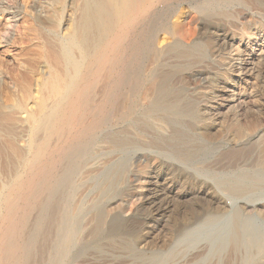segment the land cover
Listing matches in <instances>:
<instances>
[{"label": "bare ground", "instance_id": "bare-ground-1", "mask_svg": "<svg viewBox=\"0 0 264 264\" xmlns=\"http://www.w3.org/2000/svg\"><path fill=\"white\" fill-rule=\"evenodd\" d=\"M77 1L82 5L69 34L43 31V40L61 70L46 82L48 95L37 103L38 126L31 136L39 137V144L31 141L32 153L28 159L26 156L24 169L15 181L0 189V264H26L39 236L40 252L51 255L50 264H72L78 247L98 245L107 237L120 235L123 222L109 221L106 202L126 185V161L116 169H105L94 182L95 194L101 197L98 203H80L84 192L75 189V176L83 164L80 158L100 144L99 134L107 130L110 115L117 108L125 115L139 109L141 140L159 125H168L171 130L174 150L168 156L177 165L168 162L182 175L189 202L184 221L177 220L176 212L172 216L174 228L182 224L186 230L201 224L191 233L187 246L192 241L205 242L199 244V252L184 255L180 263L264 264V99L257 98L251 105L246 98L250 95L244 94L240 104L226 111L224 105L214 104L216 89L238 72L243 82L244 77L255 80L256 97L264 98V62L253 72L247 70L249 61L245 58L240 68L235 67L240 54L249 53L240 47L232 49L236 40L242 44L264 32V0ZM187 12L191 17L183 23ZM152 141L149 147L163 154L158 139ZM131 142L119 138L112 146L122 156L129 154L130 148L141 150L145 146ZM69 194L75 195L72 200H67ZM33 214L42 228L36 227L27 236ZM126 247L133 249L130 244Z\"/></svg>", "mask_w": 264, "mask_h": 264}, {"label": "rangeland", "instance_id": "rangeland-1", "mask_svg": "<svg viewBox=\"0 0 264 264\" xmlns=\"http://www.w3.org/2000/svg\"><path fill=\"white\" fill-rule=\"evenodd\" d=\"M81 5L82 4L79 3V1L77 0H0V151H1L0 152V189L3 187L9 186L13 182V180L15 181V179L17 178L16 176H18L24 169L22 167H24L26 156L28 159L32 153V150H30L31 141L32 142L35 141L34 143H36V145L39 144L40 141L38 140H40V138L34 137L36 139L35 140L31 136L33 134L32 131L33 130L35 131L36 127L38 126L37 118L39 116L38 111L40 109L37 103L40 104L39 101L42 100V97L45 96L44 95L45 93L46 95H48V89L46 88L47 87L46 82H49V80L52 79L50 78L52 77V75L53 77L58 75L61 70L60 66L57 65L58 63L55 61L52 51L50 52V48L47 42L45 43L46 40L45 41L43 40V31L44 33L46 31H52L55 34L59 33L58 35H61V36L65 34L66 35L69 34L76 20L78 19L76 17L79 16L80 10L78 9H80ZM189 15L190 13L188 12L184 15L183 23L188 22V19L191 17ZM232 45H233V48H232L233 50H235L237 47H240L242 51L249 53L247 56H243V57H242V54H240V59L236 60L237 62L236 61L234 62L235 67L240 68L242 66L241 64L242 59L245 58L249 61L248 62L249 64L247 65V70L253 72L257 70L259 64L264 62V52L261 51V48L264 47V32L262 34L257 35V37H252L251 40L243 42L242 44L240 43V40H236ZM250 52H252L251 55H250ZM235 54L236 52L234 53V55ZM57 71H59V73ZM239 75L240 74L238 72L236 75L231 77L229 81H227L226 84L224 83V86H222L223 88L221 87L220 89L219 88L216 89L218 98L215 100L214 104L222 105V106L224 105L222 107L224 111L228 110L230 107L234 105L237 106L238 104H240V100H242V97H244L243 96L244 94L250 95L249 98L248 96L246 98H247V101L251 103V105L253 104V102H255L257 98L258 100L260 99L261 101H263L264 99L262 97L261 98L256 97L257 92L255 90V80H252V78L244 77L245 79L243 82L242 81L243 77H240ZM104 79L105 78L102 79L103 80L102 82H104ZM44 87H45V90L42 89ZM138 110L139 109H137L136 111L138 112ZM119 111H121L120 112L121 114L120 113L118 114ZM137 112L132 115H125V113L122 112V109L117 108L113 110L110 115L111 123L109 127L107 128V130L105 129L100 132L101 134L103 133L102 135L99 134L98 143L100 142V144H97L98 148L96 147L95 150L90 155H87L88 157L90 156L88 160H87L88 158L87 156L85 157L82 156L80 158L81 159L80 162L83 164L81 166V169H79L78 173L75 176V183H76L75 189L77 188L79 192L81 191L84 192V193L81 192L82 196L80 195V198H79L80 203H87L89 205H92L100 201L101 197L100 196L98 197L95 194V183L97 179L99 178V176H102L101 174L104 175L106 173L107 170L105 169H108V170L110 168L116 169L117 166H119L121 163L126 161V163L128 164L129 174L126 180L125 187L121 190V192L117 195V197L113 196L106 202L107 212L109 213L108 214L109 221L114 220V219H120L123 222L122 232L120 233L119 236H116L113 238L107 237L101 240L98 245H92V246L89 245L88 247H78L79 252L77 256L74 258V261L72 264H104L103 262L106 259H108V262L106 264H120L121 262H122L121 264H139V263L140 264H149V263L150 264H160L161 261H162V264H182L183 263L182 260H184L183 259L184 255L186 257H191L195 255L196 251L198 252L200 251L201 249L200 245H203L205 243V242H200V240H198V241H194V243L192 241V243H190L187 246V243L190 240L191 233L193 234L195 230L197 231L199 229V225L201 226V224H199L198 226H192V228H190L191 227L190 226L189 228H187L188 230L183 229L182 224H180L181 226H179L178 229L174 228V218L173 217L175 216V212L176 214H179L177 215V220L184 221L186 219V214H185L186 207L189 205V202H188V199H186L188 198L187 197L188 190L186 191L187 188L183 185V182H182L183 177L179 172L176 171L175 167L172 166L171 162L174 163V161H172L173 159L172 158L170 159L168 156V154L170 155V153L174 150V149H171L172 139L170 137L171 134L169 131L171 130L169 126L168 125L166 126L163 124L162 127L164 126V128L162 129L161 125H159L158 129L156 127L158 131L156 129L153 131L152 129H150L148 130V133H147V135H150V136L147 137L146 135V138L144 136V138H142L141 140L139 137L140 136L139 130L137 131L138 129V126H137L138 125V121H137L138 113ZM126 117L128 118L127 120H125ZM113 119L116 121H114ZM118 121L120 122L123 121L124 124ZM125 123L127 124V126ZM129 125L132 127V129L130 128ZM114 126H116L115 127L116 129L114 128ZM119 126H122V127L120 128ZM111 127L114 128V130L111 129ZM126 128L130 130H127ZM110 130L112 132L109 133ZM128 131H132V132L128 133ZM113 132L116 134H113ZM108 135H111V137L110 136L108 137ZM113 135L114 137H112ZM119 138L127 139L129 142L132 141L131 143L133 144H135V142H137V144L143 143L145 145L143 148H141L143 152H141L140 149L130 148L129 150H127V153H129L127 154L128 156L127 155L122 156L121 154L122 152H120L119 150L115 149L112 146L114 145V142L116 141V139L119 140ZM151 138L158 139V142H160L158 143V146H161L160 147L161 149L163 148V150H161L163 154H161L160 150L155 152L153 151V148L149 147L150 145H153L152 140L154 139L151 140ZM145 142L146 144L147 143L149 144H147L146 146ZM174 142L175 140H173V144ZM100 145L102 148L99 147ZM137 150H139L141 154ZM154 150H157V149H154ZM132 151L134 152V154ZM104 153H106L108 156ZM114 153L117 154L118 157ZM116 157H117V160H116ZM130 157L131 158L133 157V158L131 159ZM103 160H106V161H103ZM148 160L149 162H147ZM170 160L171 162H168ZM2 163H4L5 165ZM104 163H108V164H104ZM150 164L151 165L153 164V165L151 166ZM174 164L177 165L176 162ZM88 169H90V171ZM94 169L96 171H94ZM157 171H158V174H157ZM94 172L96 175L94 174ZM84 177L86 178L88 177V178L86 179ZM88 182H89V185H88ZM86 184L88 185V187ZM83 187L84 188L86 187L85 188L86 190L83 189ZM85 192L88 194H86ZM69 195H68L67 200L68 199L72 200L71 197L75 196L74 194H73L74 196H71L72 194L70 196ZM95 199L96 200L98 199L97 202ZM168 208L169 209L172 208L170 209L171 212ZM179 211L181 212V214ZM33 215L34 216L36 215V216L34 217ZM33 215L30 217V220H29L30 222L27 228L28 233H26L27 236L29 235L30 231L35 230L36 227L37 228L39 227V229L42 228V225L37 224V221H36L37 214H33ZM34 221L36 222L34 223ZM172 226L174 229L171 228ZM177 231L179 232L178 234H177ZM133 236H136V237L133 238ZM143 237L144 239H142ZM145 237H146V240H145ZM164 237H166L167 240ZM170 237L171 238L174 237V238L170 239ZM38 238H40V236ZM38 238L36 240V246H35L34 253L30 255L29 260L26 262V264H41V263L50 264L51 263V259H50L51 255L49 253H47L46 255L45 254L46 252L44 253L40 252L39 245L41 243V239H38ZM142 240L144 242H142ZM134 242L138 244L134 246V244H136ZM160 242H163L161 243L162 247L160 245ZM114 244L116 247L114 246ZM128 244H130L131 247H133V249L127 248L126 246H128ZM159 245L161 248L159 247ZM117 247L121 249V251ZM111 248H114L113 251ZM141 248L145 250H141ZM174 249L178 251L176 252ZM115 251H117L118 254ZM119 251H120V254H119ZM154 256L156 258H154ZM159 256L160 257L162 256L163 258L161 257V260H160ZM176 256L177 258L173 260V258ZM149 257L151 258L153 257L154 259L153 262H156V263H153L152 261H150L153 259H150ZM34 258L38 259L40 262ZM141 258H143L142 261H141ZM80 260H82V262H79ZM157 260L158 261L160 260L159 263H157L158 262ZM181 261L182 263H180Z\"/></svg>", "mask_w": 264, "mask_h": 264}]
</instances>
